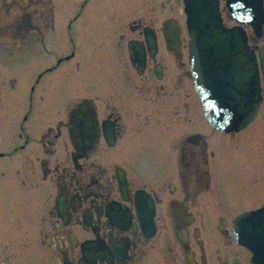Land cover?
Listing matches in <instances>:
<instances>
[{"label":"flooded vegetation","instance_id":"flooded-vegetation-1","mask_svg":"<svg viewBox=\"0 0 264 264\" xmlns=\"http://www.w3.org/2000/svg\"><path fill=\"white\" fill-rule=\"evenodd\" d=\"M183 1L0 0V264H254L239 236L245 218L264 225L242 216L264 208L259 0H219L263 96L229 132L193 95Z\"/></svg>","mask_w":264,"mask_h":264},{"label":"bare ground","instance_id":"bare-ground-1","mask_svg":"<svg viewBox=\"0 0 264 264\" xmlns=\"http://www.w3.org/2000/svg\"><path fill=\"white\" fill-rule=\"evenodd\" d=\"M191 1H192L191 4H190V1L188 4V1H186V0H184L182 2V4L185 7V11H186V9H188L187 4L189 5V8H190V5L194 4V0H191ZM205 1H208V4H207L208 8L207 9L210 11V14L212 15L211 19H207L206 16H205V18H202L200 16L201 14L197 13L198 10L200 9L199 7H196L198 9H194L192 7V9L189 12V14H190L191 12L195 11L198 14V16H196L197 26H192L189 29L191 32V37H192V41H191V44L189 47L190 70L192 72L191 75L193 77L194 76L196 77V79L194 80V85L192 86V90H193V95H194L195 99H199V104L201 106L202 115H203L204 119L207 121V123L213 129H216L220 132H229L232 130H237V129H232V128H236L238 126V124L241 122H242L241 127H238V129H241V128L248 126L257 117V113L259 111L261 101H262L261 99L263 97L262 96V90L260 88L258 79H257V86H258L257 94H256V85L254 84V86H255L254 87L255 109L253 111H250L249 110L250 109V103H248L247 106H244V107L241 106L238 109V113L243 114L242 117H238L237 114L226 111V113H222V118H220V115L215 113L214 107H212L213 111H209L208 108L206 111L205 105L207 107L208 104H207V102L204 101V99H205L204 95L201 94L202 92H205V89H204V85H203L202 74L200 71V64H199L200 58L204 54V52H206L205 50H207L210 45H215L217 43H221L223 39H224L223 40L224 42L231 40L232 46L237 51V53L241 59V63H242L241 69H240L241 64H239V63H237V65L233 69L238 70V72L241 73L243 68H244V72L246 73V75L252 77V76L257 74L256 57L254 56V54L250 50L247 49V45H246V41H245V33L241 28H229V29H227L223 26L222 18H221L220 11H219V0H205ZM227 4L229 6V0H228ZM214 7L216 9L214 11H211V9H213ZM263 13H264V7H262V0H259V16H260L259 20H262V21L258 25H255V27H254V30L257 31L258 35H260L261 32H264V30H263V25H264ZM240 21H242V23L247 22L244 20H240ZM223 32L229 33L230 35L234 32L235 36L229 37V38H226V37L223 38L224 37ZM163 33H164L165 40L167 43H170L171 45H173V44L177 45V43L181 44V40H180L181 31H180V26L177 23L174 22L173 27L167 26V28L164 29ZM145 35L148 39H150L153 36L152 30L146 29ZM241 36L244 39L242 41H238L237 38L241 37ZM170 50L173 52L175 51L176 53L178 52L177 47H172ZM144 56H145V54H142V56L140 58L141 61H143ZM204 64H206L205 61L203 62L202 67H204L203 66ZM263 64H264V61H263ZM263 71H264V67H263ZM261 72L262 71L260 69V74H261ZM261 81H262V79H261ZM252 98L253 97H250V98H247L246 100H244V104L247 101L252 102ZM208 99H209V97H208ZM86 124H87V120H86ZM227 125H233V127L228 128ZM243 125H245V126H243ZM205 170H206V172L209 170V163H205ZM262 209H264V208H260L258 210H262ZM183 212L184 211H178L177 213H183Z\"/></svg>","mask_w":264,"mask_h":264},{"label":"water","instance_id":"water-1","mask_svg":"<svg viewBox=\"0 0 264 264\" xmlns=\"http://www.w3.org/2000/svg\"><path fill=\"white\" fill-rule=\"evenodd\" d=\"M188 1L189 4V0ZM186 11L190 17L191 13L189 5ZM208 1L200 2V5L204 6L198 10V14L202 18H209L210 11L207 9ZM229 6L232 12H235V0H229ZM214 7L211 11H214ZM197 14V16H198ZM196 16V15H195ZM202 20V19H201ZM192 21L190 25L192 26ZM197 26V23L195 24ZM219 35V34H218ZM223 38H229L235 36L233 32L231 35L229 33L223 32ZM224 40V39H223ZM217 43L215 45H210L206 52L201 56L199 64L200 71L202 74L203 85L205 92L201 94L204 95V101L207 102V107L209 111H214L220 115L222 118V113L226 111L237 114L238 117H242V113H238V109L241 106H247L250 103V111L255 109L254 105V84L256 85L257 94V74L250 77L244 72V68L241 73L233 68L240 63V57L235 53L236 51H231V53L224 49L228 47L231 41ZM208 44V43H207ZM206 44V45H207ZM206 62L202 67L203 62ZM209 97V99H208ZM252 98V102H246L244 100L247 98ZM228 114V113H227ZM229 115V114H228ZM252 121V120H251ZM250 123V122H249ZM241 123L238 124L236 128H232L233 125H227L228 128L238 129L241 127ZM245 126V125H243ZM243 216H264V209L254 212H248ZM248 221L245 222L243 230L245 235L241 236L240 240L254 253V264H264V225L255 223L252 218H247ZM244 224V225H245Z\"/></svg>","mask_w":264,"mask_h":264},{"label":"rangeland","instance_id":"rangeland-1","mask_svg":"<svg viewBox=\"0 0 264 264\" xmlns=\"http://www.w3.org/2000/svg\"><path fill=\"white\" fill-rule=\"evenodd\" d=\"M58 16H59V13H58ZM72 63L74 64V62H72ZM245 138H246V142H247L248 136H245ZM225 155H227V153H222V155L218 156L217 157L218 161L220 162V160H221L223 166L224 165L227 166L229 168V170H230V174H232V173H234V170H235V158H234L235 155H233V154H229L228 156H225ZM216 164H217V167H218L219 163L216 162ZM245 214H247V213H245ZM245 214H243V215H245Z\"/></svg>","mask_w":264,"mask_h":264}]
</instances>
